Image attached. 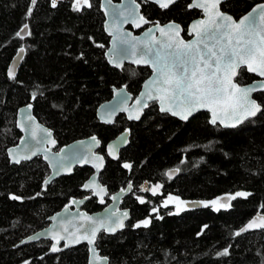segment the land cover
<instances>
[{"label": "trees", "instance_id": "trees-1", "mask_svg": "<svg viewBox=\"0 0 264 264\" xmlns=\"http://www.w3.org/2000/svg\"><path fill=\"white\" fill-rule=\"evenodd\" d=\"M138 1L148 26L176 21L186 38L190 22L202 16L200 10L187 7L191 0H180L168 9ZM90 2V8L76 12L74 0H58L55 8L51 0H37L35 6L30 0H0V264H87L86 244L53 254L50 240L18 243L47 227L50 217L72 198L90 196L83 206L89 212L104 207L83 190L93 173L89 167H77L72 175L45 187L50 168L41 156L20 164L10 161L7 150L22 136L17 112L27 104L54 132L59 147L92 135L101 139L100 152L107 163L100 180L109 189L107 203L113 192L133 184L123 201L132 211L126 228L113 235L102 232L97 240L110 264H262L264 229L235 233L256 213L264 212V92L255 94L262 112L232 129L212 125L207 112L181 121L162 113L157 103L150 104L138 122L120 115L113 125L102 123L97 110L112 98L114 87L126 86L135 98L151 69L110 65L105 11L101 0ZM260 2L264 0H228L222 9L238 19ZM24 24L31 35L20 39L16 32ZM21 47L25 48L22 64L11 79L8 68ZM255 79L246 68L237 77L240 84ZM124 131L130 132V143L116 159H110L107 145ZM125 163L132 168H124ZM170 169H179L176 178H169ZM156 184L162 185L156 195L141 190ZM237 192L252 195L231 200V207L219 212L184 205V211L169 214L176 213V204L162 207L169 195L186 203ZM12 195L21 199L13 200ZM137 197L146 202L141 204ZM153 208L159 211L153 213ZM146 218L151 220L148 227H133ZM225 248L230 254L218 256Z\"/></svg>", "mask_w": 264, "mask_h": 264}, {"label": "snow or ice", "instance_id": "snow-or-ice-1", "mask_svg": "<svg viewBox=\"0 0 264 264\" xmlns=\"http://www.w3.org/2000/svg\"><path fill=\"white\" fill-rule=\"evenodd\" d=\"M31 5L35 6L37 0H30ZM161 9H168L174 5L178 0H154ZM58 0H51V6L57 7ZM135 3V0H133ZM220 0H192L187 7L199 8L204 11L206 20H198L191 26V32L195 33V40L185 42L180 38L181 27L176 23H169L165 26H160L157 22L155 27L159 31L161 37L165 39H156L152 37L146 44L142 52L141 59L134 61L135 63L151 64L155 73V78L147 85V92L141 93V96H147L150 100L160 101V111L170 112L173 116H178L182 120H188L194 111L201 108L208 109L212 118L210 123L215 125L217 121L225 127H235L243 122L248 117H254L257 113L262 111V106L252 99L251 94L256 89L253 87H240L238 83L234 82V78L238 75V70L246 66V71L258 73L264 77V5L259 6L260 15L257 23V18L249 13L243 17L238 23L232 19L231 16L224 15L219 11ZM90 0H74L72 10L76 12L82 11L84 7L90 8ZM139 5H137V8ZM257 9H253L256 12ZM28 16L32 15V8L30 7L27 12ZM140 22L147 24L149 21L143 16H139ZM135 23V19H134ZM139 27V23H135ZM28 29V24H24L22 28L16 32V37L23 39L24 33ZM148 33H152V29H148ZM31 35V33H27ZM130 35V34H129ZM134 40L136 38H133ZM211 41V43H209ZM128 43V41H121ZM103 47V45H100ZM132 51L135 53L136 45L132 44ZM25 52V48L21 47L17 53L18 56ZM117 67L120 65L117 63ZM8 76L15 79L14 68H9ZM264 88V83L260 85ZM33 99H36V94L33 93ZM140 104V100L137 101ZM31 108V105L28 106ZM147 107V104H144ZM130 119H139V110L135 116L131 113ZM29 120L33 119L31 116ZM38 131L44 132L47 137H51L52 133L39 125L33 129L31 135L35 139ZM92 141L99 144L96 137L93 136ZM127 142V136L122 138V143ZM55 144V140H51ZM10 155L11 150H10ZM32 152V155H35ZM108 154L116 158V148L114 145L108 146ZM28 155L22 157H13V161L17 164L22 159H30ZM63 159V158H61ZM94 159L101 163L95 165L99 170L102 166L103 157L96 156ZM87 162V161H85ZM63 167V165H61ZM124 168L131 169L132 165L125 163ZM179 171L174 169L167 173L169 178L173 172ZM48 181H45L47 184ZM162 187L156 184L152 188H141L142 191H151L152 195H156ZM84 188H93L96 195L101 197L103 203V195L106 194L104 188L100 187L95 181L87 183ZM132 189V184H128V190ZM123 191V189H122ZM252 195L249 192H237L234 195L227 197H218L212 201H199L200 206L205 208L212 207L216 212L222 208L226 209L231 207L230 201L235 200L237 197L247 198ZM11 199L19 200L20 196L12 195ZM115 199V197H113ZM141 204L146 201L142 197H137ZM227 200L228 203H222ZM169 203L176 204V213L178 214L185 210V202L180 200L178 196L169 195L163 201L162 207L167 208ZM158 208H153L152 212H158ZM123 218H117L115 225L108 228L109 231L115 232L117 228H124V219L128 218V212L122 214ZM162 219V217H156ZM86 221L91 222L93 225L90 229H85L83 235H78L80 229L77 228L69 236L71 243H80L81 240H86L89 245L94 246L97 233L101 228H104V222L93 220L92 217L84 216ZM151 220L146 218L139 221L133 227H148ZM204 225V228H207ZM250 229H264V216H258L250 221L235 235L239 236L243 232ZM64 231L68 229L65 227ZM56 244H53L51 250L53 252L60 251L57 244L63 239L64 236L54 235ZM34 237H29V240ZM68 247V244L65 245ZM229 249L225 248L222 252H218V256H228ZM101 258L96 257L99 261ZM106 259V258H104ZM25 264H28L25 261ZM264 264V262H262Z\"/></svg>", "mask_w": 264, "mask_h": 264}, {"label": "water", "instance_id": "water-1", "mask_svg": "<svg viewBox=\"0 0 264 264\" xmlns=\"http://www.w3.org/2000/svg\"><path fill=\"white\" fill-rule=\"evenodd\" d=\"M147 1L154 2V0H147ZM179 1L180 0H178V2ZM225 1H228V0H220V3H219V11L223 13L224 15L231 16L232 19L238 23L243 17L247 16L249 13H252L253 16L257 18V23L258 24L260 23L259 6L264 5V2L255 4L254 7L250 11H248L243 16L237 19L232 14L222 9V4ZM191 3H192V0H191ZM101 5L105 11V23H104L105 31L110 36V44L106 51V57L110 65L117 69H123L127 64H131L134 66H148L151 69V75L143 82L141 91L135 98L133 94L128 91L126 86L114 87V94L112 98L99 105L98 110H97V115H98L99 120L102 123H105L108 125L115 124V122L117 121L120 115H125L128 121L130 122H138L142 119L147 107L150 104L157 103L160 109V101L150 100L147 98L146 95L143 97L141 96V93L147 92L146 85L155 78V73L153 71L151 64L135 63L134 61L141 59V55L145 48V44L152 37H155L156 39H161V40L165 39V37H161L159 31L155 27L156 24H152L148 26L149 23L144 24L140 22L138 19H136L139 16H143L145 19H147L142 14L141 4L138 0H135V3H133V0H120V1L101 0ZM137 5H139L138 8H137ZM193 9L200 10L202 12V16L190 22L188 26V35L190 36L189 38H186L184 36L183 26L176 21H169L163 24L159 23V25L165 26L169 23L179 24L181 27L180 38L183 39L185 42L193 41L195 40L196 37H195V33L191 32V26L193 25V23H195L198 20L207 19L202 9H199V8H193ZM253 9H257V11L253 12ZM134 19H135V23L140 24L139 27L135 26ZM150 28L152 29V33L149 34L148 29ZM27 33H29V26H28V29L23 34L24 37L28 35ZM133 38H136V39L134 40ZM124 40L128 41V43L121 42ZM209 43H211V41ZM132 44L136 45L135 53H133L132 51V47H131ZM24 53L21 54L20 56L16 54L10 63L9 68H14L15 76L18 74V71L22 64ZM117 63L120 65V67H117ZM243 68H246V66H243L242 69ZM240 71L241 70H238V75ZM249 73L253 74L256 77L254 81L248 84H240L237 81V77H238L237 75L234 78V82L238 83L240 87L255 88L256 90L252 92L251 97L252 99H255L258 104H260L259 101L255 98V94L259 92H264V88L260 86L262 83H264V77H261L258 73H254V72H249ZM138 100H140L139 105L137 104ZM145 103L147 104V107H144ZM29 105L31 104L21 106L17 112V128L21 132L22 136L16 145L8 148L7 150V154H8L10 161L13 164H17L13 161V157H22L25 155H28L31 157L30 159H26V160L22 159L20 162L22 163L25 161H32L36 157L41 156L50 168V175L46 179L48 183L47 184L44 183L45 187L48 186L50 183H52L56 179H59L63 176L72 175L75 172L77 167H89L92 169L93 173L88 178V180L84 183V185L92 181H95L96 184H98L100 187L105 189L106 194H102L103 203H101V197L95 194V191L93 188L86 189L83 186L84 191L91 192V194L98 199L99 204L104 206L101 210H98L95 212H89L83 208L84 204L88 201L90 196L72 198L65 206H63L62 209H60L58 212L54 213L50 217V223L47 227L40 229L32 233L31 235L25 237L18 243V245L22 246V245H26L29 243L38 242L40 240H50L53 245V244H56V240L53 238L54 235H60V236L65 237V239L61 240L59 244H57V247L60 249V251L53 252L50 248L51 253L57 254L61 251L79 246L81 244H86L88 246V251H89V257H88L87 264H110V260L108 256L103 255L100 249L98 248L97 240L102 232L108 235H113L126 228L128 222L132 218V211L130 208L123 206V201L132 192L133 184L131 183L132 189L130 191L128 190V185H127L125 188H121L113 192L110 195V202L107 203L106 200H107V197L109 196V189L100 180L101 173L104 171L106 167V163H107L106 155L100 152V148L102 145L101 139L97 135H92V136H88L85 138L76 139L66 145H63L62 147H59V142L56 139L54 132L36 117V115L34 114L32 105H31V108L28 107ZM137 110H139L140 118L130 119L129 118L130 113L133 116H135L137 113ZM262 110H263V106H262ZM200 112H207L211 120L212 114L206 108H201L197 111H194L192 116H190L188 120H182L178 116H173L170 112H162V113H168L171 116L180 119L181 121L187 122ZM260 113H257V115L254 117H248L247 119L243 120L242 123L236 125L235 127H225L223 124H220L219 121H217L215 125H220L224 128H229V129L237 128L241 126L242 124H244L245 122L249 121L250 119L256 118ZM29 116H31L33 119L29 120L28 119ZM36 125H39L42 128L50 131L52 133L51 137H47L44 132L38 131L36 134V138L34 139L31 133L33 129L36 127ZM125 135L127 136V142L122 143V138ZM93 136L96 137L97 141H99V144H96L95 142L92 141L91 138ZM51 140H55L56 143L52 144ZM129 143H130V132L124 131L120 133L117 137H115L108 143L107 145L108 157L110 159H116L121 153V151L129 145ZM109 145L115 146L116 158H113V156L108 154ZM10 150L12 153L11 155L9 154ZM32 152H35L36 154L32 155ZM96 156L103 157L102 166L99 167V170L97 169L95 165H98L101 162L94 159V157ZM61 165H63V167H61ZM172 170L174 169H170L168 173ZM178 172L179 171L173 172L171 175V178L172 179L176 178L178 175ZM227 196H222V197H227ZM113 197H115V199H113ZM197 202L199 201H189V202H186L185 205L188 208L201 207ZM222 203H228V201L224 200L222 201ZM125 211L128 212V218L124 219L125 227L117 228L115 232L109 231L108 228L115 225L117 218H123L122 214ZM85 215L88 217H92L93 220L97 222L102 220L105 225V227L101 228L100 231L97 233L94 246L89 245L86 240H81V242L78 244L71 243L69 240L70 234L72 232H75L77 228L80 229L79 233L77 234L83 235L85 229H90L93 226L91 222L86 221L84 219ZM258 216H264V212L256 213L241 228L245 227L250 221L257 218ZM65 227L68 229L67 232L64 231ZM258 230H261V229H250L249 231L243 232V233H248V232L258 231ZM29 237H34V239L29 240ZM66 244H68V247H65ZM96 257H99L101 259L97 261Z\"/></svg>", "mask_w": 264, "mask_h": 264}, {"label": "flooded vegetation", "instance_id": "flooded-vegetation-1", "mask_svg": "<svg viewBox=\"0 0 264 264\" xmlns=\"http://www.w3.org/2000/svg\"><path fill=\"white\" fill-rule=\"evenodd\" d=\"M133 189H134V186H133Z\"/></svg>", "mask_w": 264, "mask_h": 264}]
</instances>
